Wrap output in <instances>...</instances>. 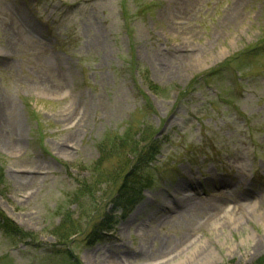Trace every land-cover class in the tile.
<instances>
[{
	"label": "rangeland",
	"instance_id": "rangeland-1",
	"mask_svg": "<svg viewBox=\"0 0 264 264\" xmlns=\"http://www.w3.org/2000/svg\"><path fill=\"white\" fill-rule=\"evenodd\" d=\"M0 212V264L262 260L264 0H0Z\"/></svg>",
	"mask_w": 264,
	"mask_h": 264
},
{
	"label": "trees",
	"instance_id": "trees-1",
	"mask_svg": "<svg viewBox=\"0 0 264 264\" xmlns=\"http://www.w3.org/2000/svg\"><path fill=\"white\" fill-rule=\"evenodd\" d=\"M255 49L256 48L254 47L251 49L243 50L237 56H232L229 60L230 61H236V62L238 61L239 64L241 65V64H243L244 60H247V57H250L251 54H253ZM129 143H127V144H129ZM122 145L123 144H121V146ZM129 145H133V146L130 148V151H128V152H136V154L138 156L139 162H137V165L143 161H145V162L151 161L153 159L152 158L153 155H155V153L158 152L157 149L154 148V142H150L149 147L145 150H139V148H137V145L135 142L131 143ZM129 145H126V146L129 147ZM114 146L115 145H112L111 148H114ZM102 153L104 154V156H103V160H104L109 156L108 153H110V152H108L107 150H102ZM100 164H101V162L98 161L96 163V167H99L98 165H100ZM137 165H135L134 168ZM139 169H141V167H138L137 172ZM94 170H97V168H95ZM130 174H132V173H130ZM128 176L124 175L123 181L118 188V194L114 198L115 206L117 208H121L123 212L128 211V209L131 206H133L134 204H136L139 201L141 193L144 189V187H143L144 181H142L138 177V178L132 179L131 181L128 182V180H127ZM110 179H111L110 174H105V173L101 174L100 173L99 178L97 179L96 182L108 181ZM113 221H114V217L112 214H110V216H108V214H105L104 216L99 218L97 220V222L95 223L94 228L92 230V234H96V231L100 232L102 228L107 229V230L110 229V226L113 223ZM96 226L98 228L97 230L95 228ZM0 229L8 237H17L19 239H25V238H33V236H34L31 232L23 231L19 226H17L15 224V222H13L11 219H9L2 212H0ZM57 235L58 236H64V235H66V233H64V231H59ZM261 259L262 260L258 261L256 264H264V255L262 256ZM65 264H81V261L69 252V254L67 255V261Z\"/></svg>",
	"mask_w": 264,
	"mask_h": 264
},
{
	"label": "bare ground",
	"instance_id": "bare-ground-1",
	"mask_svg": "<svg viewBox=\"0 0 264 264\" xmlns=\"http://www.w3.org/2000/svg\"><path fill=\"white\" fill-rule=\"evenodd\" d=\"M241 193H239V195H240ZM224 207L222 208V209H218V208H214L213 210H210L208 213H207V215H208V217L209 218H207V220L208 221H210V220H216V218H218V220H219V222H220V220H221V218H223V216L221 215L223 212L224 213H226V214H228V215H232L234 212H233V209H234V207H230L229 209H226L227 207H228V205L227 204H224L223 205ZM185 208V207H184ZM220 212H222V213H220ZM232 217V216H231ZM217 220V221H218ZM198 255H200L202 258L205 256V254L204 253H202V251L201 252H199L198 253Z\"/></svg>",
	"mask_w": 264,
	"mask_h": 264
}]
</instances>
